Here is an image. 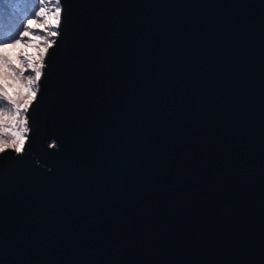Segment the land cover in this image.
Instances as JSON below:
<instances>
[{
	"label": "water",
	"instance_id": "obj_1",
	"mask_svg": "<svg viewBox=\"0 0 264 264\" xmlns=\"http://www.w3.org/2000/svg\"><path fill=\"white\" fill-rule=\"evenodd\" d=\"M61 6L0 264H264V0Z\"/></svg>",
	"mask_w": 264,
	"mask_h": 264
},
{
	"label": "snow or ice",
	"instance_id": "obj_2",
	"mask_svg": "<svg viewBox=\"0 0 264 264\" xmlns=\"http://www.w3.org/2000/svg\"><path fill=\"white\" fill-rule=\"evenodd\" d=\"M20 2L21 0H0V17L5 13H7L8 16L13 15L14 8L11 6ZM25 2H27V0H25ZM49 3L53 4L52 9L39 7L38 10L33 13L32 18H27L22 21L21 30L15 36H10L9 39L0 38V53H2L3 49L13 48L21 44L24 37L33 35L34 33L29 31L28 25L36 23V18L41 16L46 17L43 24L37 25V27L43 29L44 25H48L47 38L40 35L36 36L37 40H44L46 46H37L39 55L34 58L35 62H28L25 64L26 69H30L31 74L27 77H23V79H26L28 82L26 88L31 98L26 101V104H21L20 100L9 97L6 92L0 89V98L6 101V105L0 107V163L9 159L8 157H3V153L8 150L14 151L17 156H22L26 151L25 145L29 140V135L35 131V109H32L33 116L31 118L28 115L29 109L32 103L38 98L41 81L43 80L45 83L47 81L44 69L46 67L50 68L51 61L50 59H48L47 63L45 61L48 58L49 49L57 44V41L51 38L59 37L61 34L59 31L63 12L61 0H38L39 5H47ZM28 43H31V41H28ZM52 55H55V53H52ZM6 64L7 61L0 55V65ZM7 105H11L12 107L9 108ZM21 109L23 110L21 111ZM6 134H10L12 139H6ZM49 147H56L55 142L50 144ZM28 150H31L30 144L28 145Z\"/></svg>",
	"mask_w": 264,
	"mask_h": 264
},
{
	"label": "rangeland",
	"instance_id": "obj_3",
	"mask_svg": "<svg viewBox=\"0 0 264 264\" xmlns=\"http://www.w3.org/2000/svg\"><path fill=\"white\" fill-rule=\"evenodd\" d=\"M42 6L39 5L38 8ZM43 21V17L36 18V23L28 25L29 31L34 33L33 35L24 37L21 44L13 48L3 49L2 53H0L4 60L7 61L6 65H0V89L6 92L9 97L20 100L21 104H26V101L31 98L26 88L28 82L23 79V77L31 74L30 69H26L25 64L34 61L39 52L37 46H46L44 40L36 39L37 35L45 37L46 25L43 26V29L37 27V25H42ZM28 41H31V43H28ZM2 104H6V101L0 98V106ZM5 138L11 140L12 136L6 134Z\"/></svg>",
	"mask_w": 264,
	"mask_h": 264
},
{
	"label": "trees",
	"instance_id": "obj_4",
	"mask_svg": "<svg viewBox=\"0 0 264 264\" xmlns=\"http://www.w3.org/2000/svg\"><path fill=\"white\" fill-rule=\"evenodd\" d=\"M38 6V0H27V2L21 0L20 3L11 6L14 8L13 15L8 16L5 13L0 17V38L9 39L10 36H15L21 30L22 21L31 18L33 13L38 9ZM5 105L2 104L0 107ZM7 107L10 108L11 106L7 105Z\"/></svg>",
	"mask_w": 264,
	"mask_h": 264
},
{
	"label": "bare ground",
	"instance_id": "obj_5",
	"mask_svg": "<svg viewBox=\"0 0 264 264\" xmlns=\"http://www.w3.org/2000/svg\"><path fill=\"white\" fill-rule=\"evenodd\" d=\"M42 7H46V9H52L53 8V4L52 3H49V4H47V5H43ZM41 17H43L44 19L46 18V17H44V16H41ZM46 28L48 27V25H46L45 26ZM45 37L47 38V29L45 30ZM54 37H52L51 39H53ZM37 55H39V52H38V54ZM33 62H35V59H34V61Z\"/></svg>",
	"mask_w": 264,
	"mask_h": 264
}]
</instances>
